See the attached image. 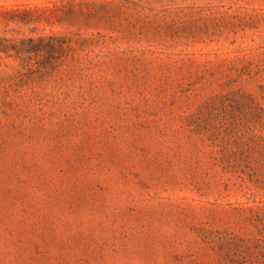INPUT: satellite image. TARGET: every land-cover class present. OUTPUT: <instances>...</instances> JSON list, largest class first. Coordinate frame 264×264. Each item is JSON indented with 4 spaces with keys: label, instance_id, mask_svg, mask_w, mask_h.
<instances>
[{
    "label": "rangeland",
    "instance_id": "rangeland-1",
    "mask_svg": "<svg viewBox=\"0 0 264 264\" xmlns=\"http://www.w3.org/2000/svg\"><path fill=\"white\" fill-rule=\"evenodd\" d=\"M0 41V264H264V0H0Z\"/></svg>",
    "mask_w": 264,
    "mask_h": 264
},
{
    "label": "trees",
    "instance_id": "trees-1",
    "mask_svg": "<svg viewBox=\"0 0 264 264\" xmlns=\"http://www.w3.org/2000/svg\"><path fill=\"white\" fill-rule=\"evenodd\" d=\"M7 49H8L7 46L2 41H0V54L4 53V52H7L8 51ZM25 51H27V52H35L34 51V44L30 45L29 48H27V50H25Z\"/></svg>",
    "mask_w": 264,
    "mask_h": 264
}]
</instances>
